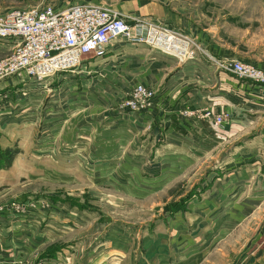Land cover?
Wrapping results in <instances>:
<instances>
[{
  "label": "crops",
  "instance_id": "obj_1",
  "mask_svg": "<svg viewBox=\"0 0 264 264\" xmlns=\"http://www.w3.org/2000/svg\"><path fill=\"white\" fill-rule=\"evenodd\" d=\"M131 6L137 7L131 16L160 20L193 37L201 56L180 61L147 45L115 41L104 59L88 55L75 73H61L43 84L15 77L0 84V110L5 103L16 108L10 109L12 117L0 116L2 129L14 125L20 137L30 130L33 149L49 154L55 169L75 168L66 183L77 185L128 181L140 190L142 184L158 182L175 168L186 170L193 160L210 159L214 221L223 217V223L236 228L253 217V207L264 205V87L221 66L246 60L198 34L185 18L155 0H138ZM2 46L6 49L5 42L0 43V52ZM140 83L156 91L153 106L140 112L122 109L124 99ZM43 85L48 89L44 94H50L44 111L50 132L44 146L37 135L38 124L43 123L37 98L44 95L37 89ZM205 109L227 112L230 119L217 127L184 115ZM20 150L21 155L27 152ZM20 165L0 169V199L6 195L3 189L18 183L16 178L24 179L32 164L17 170ZM54 199L51 196L50 204L40 198V206L25 213L0 214V264H32L40 257L46 264H96L103 263L105 251L126 255L124 241L114 238L118 233L95 232L100 224L87 222L89 214ZM53 244L61 247L47 254Z\"/></svg>",
  "mask_w": 264,
  "mask_h": 264
},
{
  "label": "rangeland",
  "instance_id": "obj_2",
  "mask_svg": "<svg viewBox=\"0 0 264 264\" xmlns=\"http://www.w3.org/2000/svg\"><path fill=\"white\" fill-rule=\"evenodd\" d=\"M135 2L138 0H0V15L13 9L25 10L46 6L57 8L94 3L123 13L130 23L135 24L133 20L139 16L129 14L136 11L137 7L131 6ZM155 3L168 12L185 18L194 31L208 35L211 42L216 45L220 43L228 50L241 55L246 60L244 63L264 66V0H155ZM197 44L200 45L198 42ZM5 45L6 49H9L6 51L2 46L4 50L0 52V60L6 59L13 51V46L11 47L9 42H5ZM201 54L198 52L197 57L199 58ZM226 68L230 70L229 66ZM15 77L17 76L0 81V84ZM148 88L154 91L156 99V91ZM47 90L44 85L37 89L42 94ZM23 94L19 95L24 98ZM49 97L50 94H44L37 98L40 105L39 116L43 121L38 124L37 135L43 146L47 144L50 132L47 122L44 121L45 104ZM3 98L5 101L8 97ZM124 101L120 105L122 109ZM4 106L7 109H4ZM4 106L1 108L2 111L0 110L2 118L10 116L12 112L10 109L16 111L13 104L5 103ZM2 126L0 122V166L9 168L13 163H18L21 165L17 170H20L24 165L27 166L29 163L32 165L26 167L29 171L26 172L24 179L16 178L15 181L18 183L10 188L4 187L6 195L0 199V214L5 211L25 213L40 206L38 202L40 198L49 201L51 196L61 206L63 203L65 205L69 203L78 213L84 212L92 217L85 219L87 222L100 224L99 230L95 232H104L107 235L112 234L114 230L115 234L118 233L114 238L119 236L118 239L124 241L122 248L126 251L125 256L123 253L120 255L117 253L116 256L105 251L103 263L96 261V264L264 262V205L253 207L255 209L253 217L249 215L250 220L238 222L236 228L229 222L223 223L225 219L223 217L219 221L216 218L215 222L213 216L217 213L214 214L215 211L211 209V190L214 181L210 173L212 166L209 164L210 159L193 160L186 170L180 171L179 168H175L174 171H170L169 176L158 182L144 186L142 184L140 190L135 186H129L128 181L77 185L66 183L68 181L66 179L75 168L55 169L51 166L52 159L49 154L37 153L33 149L36 145H33L30 130L20 137V132L15 131L16 126L12 125L8 129H2ZM21 147L27 151L23 152L25 155L20 154ZM20 173L23 172L17 174ZM48 197L49 200L46 199ZM30 198H33L30 204L23 203ZM43 204L44 208H49V203ZM84 222L82 220L76 223L79 225ZM61 245L48 246L47 254L53 253ZM42 259L40 257L37 262L47 261ZM99 259L100 256L96 257V260Z\"/></svg>",
  "mask_w": 264,
  "mask_h": 264
},
{
  "label": "built area",
  "instance_id": "obj_3",
  "mask_svg": "<svg viewBox=\"0 0 264 264\" xmlns=\"http://www.w3.org/2000/svg\"><path fill=\"white\" fill-rule=\"evenodd\" d=\"M130 23L119 11L99 4L81 3L66 7L13 9L0 15V41L13 44V51L0 60V81L12 76L50 82L61 73H75L84 57L104 59L115 41L147 45L180 61L197 59L202 49L193 37L158 20L139 17ZM244 79L264 87V69L239 60L221 64ZM228 69V68H227ZM155 93L142 84L135 86L123 108L148 110ZM221 127L230 119L227 112L209 109L184 113ZM32 264H46L34 262Z\"/></svg>",
  "mask_w": 264,
  "mask_h": 264
},
{
  "label": "trees",
  "instance_id": "obj_4",
  "mask_svg": "<svg viewBox=\"0 0 264 264\" xmlns=\"http://www.w3.org/2000/svg\"><path fill=\"white\" fill-rule=\"evenodd\" d=\"M3 168V166H0V169Z\"/></svg>",
  "mask_w": 264,
  "mask_h": 264
}]
</instances>
